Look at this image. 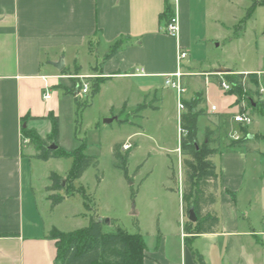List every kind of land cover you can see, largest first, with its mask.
I'll use <instances>...</instances> for the list:
<instances>
[{
	"label": "crops",
	"instance_id": "crops-1",
	"mask_svg": "<svg viewBox=\"0 0 264 264\" xmlns=\"http://www.w3.org/2000/svg\"><path fill=\"white\" fill-rule=\"evenodd\" d=\"M166 4L176 15L177 36L167 34L166 22L159 19ZM262 8L264 3L260 0H0V264H59L55 241L48 233L51 227L70 230L63 229L51 217V209L57 206H51L45 191L51 171L40 173L39 177L34 174L32 159H40L36 156L38 149L29 147V139L22 142L21 128L34 129L42 138L49 134L51 122L47 115L51 113L58 119L59 92L69 94L60 86H70L74 78H101L96 94L99 97L106 83L119 81L138 96L136 107L145 102V108L134 112L140 116L139 112L148 107L159 108L156 103L162 102L163 95L158 97L157 86L161 80L165 83L166 74L177 69L182 73L183 88L184 76H201L207 82L206 76L212 75L219 85L221 79L230 82L228 75L243 74L244 97L231 90L226 92L234 97L229 104L237 105L233 115L240 111L251 115L250 109L257 104L256 90L259 86L264 88V32L261 42L254 35L256 15L260 14L257 11ZM237 28L241 33L233 38ZM118 39L123 40L119 50L102 63L100 70L94 69ZM233 41L240 48L258 51L256 67L243 63L231 67L224 59H216L210 64L211 71L181 70L178 46L187 52L183 59L193 65L201 62L199 54L209 51V43L228 47ZM84 52L90 59L86 64L81 62ZM59 58L64 62L61 70L53 65ZM219 68L229 71L221 72ZM250 74L256 75L257 85L249 80ZM55 87L60 91H54ZM112 87L115 93L120 92L115 85ZM173 89L177 109L178 94ZM45 91L47 98H43ZM194 92L187 98L181 94L182 100L193 99L199 93ZM109 104L103 109L105 112H110ZM197 106L195 109L199 110ZM185 111L186 108L180 113L177 110L179 115ZM209 111L212 116L207 127L218 143L214 137L215 128L220 127V117L215 114L217 106L211 104ZM230 125L232 133L239 137L245 127L248 135L243 145L255 138L249 134V124L234 122L232 116ZM197 141L202 142L199 138ZM125 142L131 144L129 150L136 144L130 133L115 143ZM216 148L217 158L212 160L219 177L212 207L219 217L217 229L195 236L186 246L184 222L178 254L171 249L173 239H177L176 231L164 223L158 226V233L150 235L149 243L143 237V264H198L194 250L205 264H264V227L256 231L249 217L256 207L253 202L259 204V200L251 196L249 189L243 191L247 153L236 146ZM123 151L126 150L121 148ZM177 151L181 162L179 145ZM52 158L40 160L47 162ZM259 208L264 215V205ZM198 239L205 241L203 249L192 247Z\"/></svg>",
	"mask_w": 264,
	"mask_h": 264
},
{
	"label": "rangeland",
	"instance_id": "rangeland-1",
	"mask_svg": "<svg viewBox=\"0 0 264 264\" xmlns=\"http://www.w3.org/2000/svg\"><path fill=\"white\" fill-rule=\"evenodd\" d=\"M258 10L260 14L256 15L254 35L261 42L264 8ZM240 33L238 28L234 29L233 38ZM208 46L209 51H204V55L203 52L199 54L201 62L192 65L187 59H181V70L211 71L213 67L210 64L216 59H224V63L231 67L239 63L256 67L258 51L253 48H240L234 41L228 47H215V43H209ZM89 60L88 53L81 54L82 63L86 64ZM206 79L207 82L201 76L182 78L185 88L182 92L183 98L193 96L194 91L201 95L197 106L202 110L197 119V138L204 139L206 127L209 125L207 120L212 116L209 108L211 104H215L220 127L215 128L214 134L218 143L214 141L211 147H232L229 142L234 133L230 121L237 105H230L229 102L234 97L218 85L215 76H206ZM113 85L120 92L115 93ZM126 87L119 81H114L106 83L99 97L80 95L79 101L88 105L79 111L75 106L74 95L63 94L58 88H53L59 92L58 145L70 152L79 148L83 154L95 157L96 165L89 166L79 178L72 181L74 188L83 187L85 196L75 191L65 197L51 209V217L63 229L70 231L87 226L91 217H96L97 220L107 218L109 222H104L105 231L119 226L130 233L140 232L148 243L151 240L150 235L158 233V226L165 223L171 231H176L177 239H173L171 249L177 250L179 254V233L182 232L187 214L183 210L181 199L183 174L177 151L180 132L175 91L161 80L157 86L158 97L163 95L162 102L156 103L159 108L148 107L142 113L139 112L140 116H136L134 112L138 96L132 92L133 89L128 90ZM256 103L250 109L252 121L248 125V131L251 135H264V112L260 103ZM108 104L111 105L110 112H105L103 109ZM108 117L115 119L104 122ZM129 133L136 143L129 150L126 161V170L131 181L125 178L120 162L113 156L112 151L113 144L125 139ZM235 146L242 148L248 156L243 191L249 189L251 196L259 200V204L258 201L253 202L256 207L249 212V217L255 230L260 231L264 227L263 211L259 208L264 205V155L260 154L264 152V139L255 137L246 145ZM29 147L35 149L36 145L31 143ZM216 158L213 155L212 159ZM72 162L73 157H53L47 162L32 159V168L38 177L45 171H54L66 177ZM171 167L174 179L170 177ZM45 182H48L47 179ZM131 188L135 190L133 197ZM261 199L263 202H260ZM244 205L241 200V206ZM69 213L76 215L66 216ZM204 242L203 239H198L192 247L196 245L203 249Z\"/></svg>",
	"mask_w": 264,
	"mask_h": 264
},
{
	"label": "trees",
	"instance_id": "trees-1",
	"mask_svg": "<svg viewBox=\"0 0 264 264\" xmlns=\"http://www.w3.org/2000/svg\"><path fill=\"white\" fill-rule=\"evenodd\" d=\"M260 1L264 3V0ZM171 15V7L166 4L159 14V19L167 22ZM122 44V39L116 40L103 56L101 62L94 66V69L100 70L102 63L118 51ZM242 77L243 74L227 76L232 84L231 93L238 97L243 95ZM86 79L90 85L88 95L93 98L98 93L101 78ZM249 80L253 85H257L256 75L250 74ZM79 83V78H74L70 86L60 87L64 93L74 94ZM200 96V93H196L193 99L182 100L186 111L179 115V150L183 157L181 160L183 174L181 199L186 214L192 210L196 217L195 221L186 220L183 225L185 233L183 240L186 246L191 245L195 236L201 233L214 232L219 223L218 214L212 207L217 197L219 177L212 157L218 149L211 147V143L215 139L212 138L213 131L208 127H206L202 142L197 141V119L202 110H196L195 107L201 100ZM74 102L78 111L88 105L86 102L81 103L78 95H74ZM145 107V102L137 105L135 113ZM47 117L51 122V130L45 138L27 126H22L21 131L24 137H27L37 146L38 153L36 156L38 158L45 160L49 157H73L72 167L66 177H62L54 171L48 175L49 184L45 187V191L51 206H55L64 197L73 194L75 191H79L85 196L83 187L74 188L72 181L79 178L86 168L96 165V160L93 156L83 154L79 148L71 152L62 149L60 146L55 150L48 149L46 147L47 141H53L58 145V119L51 113ZM26 120L27 118L23 120V123ZM247 135L245 127L242 128V135L238 139H231L229 146L243 144L247 140ZM254 137L264 139V135H254ZM121 148V143H115L112 149L113 156L120 162L125 178L131 181L126 170L129 148L125 152H121ZM170 171V177L174 179L172 167ZM62 178H64L63 186L61 184ZM134 194L135 190L131 188V196L133 197ZM48 236L55 241L56 261L59 264H143L145 251L143 235L140 232H127L119 226H115L110 231H105L104 222L97 220L96 217H91L87 226L71 231H61L56 227H51ZM192 254L198 264H205L201 254L195 250L192 251Z\"/></svg>",
	"mask_w": 264,
	"mask_h": 264
},
{
	"label": "built area",
	"instance_id": "built-area-1",
	"mask_svg": "<svg viewBox=\"0 0 264 264\" xmlns=\"http://www.w3.org/2000/svg\"><path fill=\"white\" fill-rule=\"evenodd\" d=\"M179 30L178 22L175 13H172L169 20L165 24V32L171 36H177ZM187 52L178 46L177 48V61L179 62L181 59L186 57ZM182 73L177 69L175 72L166 74L165 75V84L175 88L178 94V101H177V110L180 113L181 111L185 110V105L182 101L181 94L184 91V88L181 85L180 77ZM220 87L225 91H230L232 89V84L230 82L221 79L219 81ZM243 85V82H242ZM90 92V85L89 82L85 79L80 78V83L78 85V93L77 95H88ZM48 93L45 91L43 93V98H47ZM244 97V95H243ZM256 102L260 103V108L264 112V88L259 86L256 90ZM211 109H214V106H211ZM234 122L240 123L242 125H248L252 121L251 115L247 111H240L237 114L233 115ZM233 139H238L239 134H233ZM22 142L27 143L28 138L22 137ZM131 146L129 142H125L122 144V149L126 150Z\"/></svg>",
	"mask_w": 264,
	"mask_h": 264
},
{
	"label": "water",
	"instance_id": "water-1",
	"mask_svg": "<svg viewBox=\"0 0 264 264\" xmlns=\"http://www.w3.org/2000/svg\"><path fill=\"white\" fill-rule=\"evenodd\" d=\"M53 65H54L58 70H61L62 67H63V65H64L63 59H62V58H59L56 62H53ZM219 71H221V72H227V71H229V69H227V68H219ZM77 93H78V88L76 87V89H75V91H74V94L77 95ZM111 121H112V118H111V117H109V118H105V119H104V122H111ZM57 147H58L57 144H55L53 141H51L50 144L47 145V148H48V149H51V150H55V149H57ZM61 184H62V186L64 185V179H63V178H62V180H61ZM195 219H196V217H195L194 212H193L192 210H190V211L187 213V220L193 222V221H195ZM99 221H101V222H106V223L109 222V220H108L107 218H104V219L99 220Z\"/></svg>",
	"mask_w": 264,
	"mask_h": 264
}]
</instances>
